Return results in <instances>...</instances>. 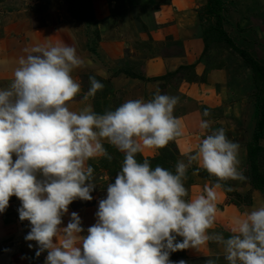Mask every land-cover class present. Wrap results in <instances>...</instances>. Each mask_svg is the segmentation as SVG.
I'll return each mask as SVG.
<instances>
[{"label": "clouds", "instance_id": "1", "mask_svg": "<svg viewBox=\"0 0 264 264\" xmlns=\"http://www.w3.org/2000/svg\"><path fill=\"white\" fill-rule=\"evenodd\" d=\"M25 51L10 86L0 89V213L12 196L20 200L19 219L30 222L25 240L36 242L37 257L46 251L45 264H186L171 261L170 253L213 241L223 246L227 264H264V205L234 218L227 238L208 232L216 220L221 182L246 180L240 145L223 127L207 132L187 162H177L175 173L152 168L147 159L138 162L136 154L163 148L182 134L173 115L179 97L157 92L148 101L128 100L103 114L91 106L77 113L68 107L81 91L71 75L84 65L75 47ZM89 83L85 100L104 87L95 77ZM209 115L205 109L203 116ZM199 127L209 130L210 121L202 119ZM105 140L124 153V160L107 185L106 198L99 200L96 223L81 235L77 212L66 227L62 218L74 200L93 199L94 169L86 162L112 159ZM193 163L216 183L189 200L184 181Z\"/></svg>", "mask_w": 264, "mask_h": 264}, {"label": "rangeland", "instance_id": "2", "mask_svg": "<svg viewBox=\"0 0 264 264\" xmlns=\"http://www.w3.org/2000/svg\"><path fill=\"white\" fill-rule=\"evenodd\" d=\"M4 1L10 2L9 9L7 11L9 13H15L16 18H13L11 23H14L16 19L18 20L21 18L22 12L27 13L29 10L34 11L33 13L35 15L38 14L39 16H44L43 14H45V11L42 12L38 9L37 6L39 1L37 0H23V2H20L21 0ZM48 1L51 2V0ZM54 1L55 0H52V2ZM109 1V6H111V8L108 12L111 16H116L120 20L127 21V11L130 8L131 10L128 11L129 15L137 19L132 24L128 23L127 25L120 26L122 29L119 31L122 33L120 38H100L98 27L89 23H85V25L80 24L79 22L75 23L76 29L78 31L77 36L81 37L76 38V52L87 64H90V60L84 58L83 53H89L93 66L92 68L106 67L109 72H111V68L118 64L120 67L127 69L133 68L136 70V72L143 71L148 59L158 53L157 51H160V54L163 55L164 52L161 51V47H163L166 40L173 38L171 33L166 35V33L160 27H167L170 25L177 29L178 27L186 24L188 28H191L192 24H196L200 26L202 30L205 29L204 31L208 33H210V26L216 30H219L218 34L215 33V37H213V34H210L211 37L206 35L207 43L204 54L207 57L206 62L208 69H224V71H226V73L229 75V81L231 83L236 82L238 85H240L242 89L241 95L244 94L247 97V101L245 103L246 110L247 107L250 108V115L247 119L248 121L238 122L239 126L236 127L234 133L231 129L228 131L229 134L233 133L232 140L238 142L240 148H246V146L251 143L252 133L256 122L255 101H257V97L264 95V89H260L259 85L255 86L253 74L247 61V58L251 56L252 59H255L260 66L264 67V44H261L257 41L253 32V28L249 25V23H247V20H249L250 16L252 15H258L259 12L260 14H264V0H221L223 2V9L220 11L219 20L215 18V14L212 16L209 14L207 15V0ZM89 2L92 8V0H89ZM22 4H24L23 7ZM53 5H56L57 7L56 12H68L69 5L64 0L54 2ZM53 5L51 6L53 7ZM74 5L75 9H79L76 11L78 14L82 6L86 7L89 4H83L82 0H76ZM47 9L48 11L46 12H48V14H50L49 12H54L50 10L51 8L49 7H47ZM94 14L95 11H93V16ZM69 18L71 17L68 16L66 21H63L65 25H68ZM29 20L30 17L28 18V21ZM163 20L164 24L160 25V22ZM43 21L46 23L47 17H44ZM32 26L34 27L35 25L32 24ZM48 29H50V32L56 31L55 26H49ZM221 31L226 33L228 39L238 50H242L248 53L250 56L244 59L235 54L233 52V48L227 46L225 42L226 38L222 37L220 34ZM85 35L87 38H85ZM20 39L17 38L16 42L13 43L18 45L17 42L19 43ZM45 39L48 40V38H43V41L45 42ZM30 42H34V40L31 38ZM24 45L25 43H21V47ZM46 45L53 44L48 43ZM113 53H117L119 55L120 59L118 60L117 64L114 58H109ZM100 56H103L104 58L101 59ZM153 58L155 59L157 57ZM77 69L79 68H76V71ZM121 72L123 71L119 70L118 73ZM185 73L188 75L191 72L186 71ZM71 75L73 79L81 85L80 93L77 94V96L74 97L72 101L68 102V107L71 111L79 113L85 107L92 105L91 108H93V111L95 110L96 113L103 114L105 113V110H115L121 104L126 102V100L123 101L122 98L124 95L119 93L117 94L119 97L118 105L116 103L117 100L110 97V102L112 104L114 103V105H111L109 102L111 107H107V103H104L102 110H100L102 101H105L106 97L103 96V90L107 89V86H104L102 90H98L96 92L95 96L88 97V99H86V102L88 103L84 104L82 103L81 99L87 93L90 87L89 77L96 78L97 76L77 75L74 74V71H72ZM189 75L192 77V73ZM258 83H261L260 79L257 80V84ZM232 125L233 124L225 123L223 126L219 125V128L221 126L225 130H228V127H231ZM229 138L231 137L229 136ZM259 144L260 146H264V140L260 141ZM104 145H107L111 149L110 152H108V154L112 157L111 160L107 159L106 157H97L90 158L86 162V164H90L89 166L94 169L92 182L96 185V187L91 193L93 199L91 201H82L79 199L74 200L69 205L73 211L69 208L68 213L62 218L63 223H68L72 212L75 211L79 213L81 221L84 223L82 225L84 232L81 233V235H87L88 227L96 223L95 214L98 211L99 200L106 198L107 185L114 182L116 175L121 171L124 160V153L117 150L116 147L108 143L106 140L103 141V146ZM111 146H113L114 149H112ZM184 156H186L184 162H187L188 155ZM13 158L15 159V157ZM136 159L141 163L147 159L150 162L152 168L161 166L165 169H168L167 165L170 164L169 170L173 173H175L176 162H179V160L183 161L180 159V157H178L175 151H171L166 147L161 148L158 153L151 155V157H146L142 153L140 154L138 152L136 154ZM193 164L195 165V163ZM194 165H192L187 170V186L193 187L196 186L197 183L200 184L202 188H204V184L206 183L208 187L214 185L205 179L204 174L208 173L203 169H200L197 172L196 169L198 167H194ZM246 165L247 159L244 160L242 164L240 163V168L243 172L246 168ZM212 178L216 181V177L212 176ZM221 183L224 184V187L217 190H219V194H222L223 202L216 203V208L225 209V207L227 208L235 206L234 208L237 209V211L233 210L229 216L233 217V219L242 216V214L245 213L244 210L252 206L251 195L257 190L250 186L248 178H246L244 181L228 180ZM229 187L231 188L230 191L228 190ZM246 193L247 195L242 196ZM259 194L261 193L259 192ZM13 202H9V206L6 211L4 213H0V264H45L47 252L45 251L41 253L39 257L35 255L37 245L34 241L25 240V236L27 235L24 228L25 221H21L19 219V213L17 210L20 202H17L16 200ZM217 217L218 216L216 215L215 223L210 229L211 234L217 232L224 234L225 230H229L233 226V222L231 221L230 217H220L218 219ZM22 231H24V233L21 234ZM181 238L182 237H177V240L182 241ZM29 244H32L33 247L29 248ZM197 249L198 252L196 255H192L187 249H184L170 253L169 258L173 262L184 260L186 264H205L206 260L208 259H215L216 264H227V261L224 259L222 245H219L213 241H209L207 244L202 245Z\"/></svg>", "mask_w": 264, "mask_h": 264}, {"label": "crops", "instance_id": "3", "mask_svg": "<svg viewBox=\"0 0 264 264\" xmlns=\"http://www.w3.org/2000/svg\"><path fill=\"white\" fill-rule=\"evenodd\" d=\"M37 1H39L37 6L38 9L42 12L45 11V14H43L44 16L35 15L33 13L34 11L29 10L27 13L22 12V17L18 20L16 19L14 23H11L13 18L15 19L16 17L15 13H9L7 11L10 2L0 0V89H6L10 86V83L14 79V71L18 66L19 58L28 54L25 51L26 49L30 51L33 47L44 46L48 43L53 45L62 43L71 45L75 47V49L77 48V44L75 43L76 38H81L77 36L78 31L75 23L78 21L69 18L68 25H65L63 21H66V18H68V12H56L57 7L53 5L54 2L62 0H55L54 2L51 0L52 3L48 0ZM20 2H23V0ZM109 4V0H92V9L95 11L94 17L97 24L96 26L98 27L100 38H120L122 35V33L119 32L122 30L120 26L127 25L128 23L132 24L137 18L129 15L128 11L131 10L130 8L127 11V21L120 20L116 16H111L108 12L111 8ZM51 5H53V7ZM23 6L24 4H22V7ZM47 7L51 8L50 10L54 12H49L50 14H48V12H46L48 11ZM29 17L30 20L28 21ZM44 17H47L46 23L43 21ZM79 23L85 25L84 22ZM247 23L252 26L257 41L264 44V14H260L259 12L258 15L250 16ZM32 24L35 26L33 27ZM162 24H164V20L160 22V25ZM49 26H55L56 31L50 32V29H48ZM160 28L166 35L171 33L173 36L170 35L173 38L166 40L163 47H161V51L164 52V54L161 55L160 51H157L158 53L153 56L157 58L154 59L151 57L148 59L146 62L147 66L145 65L144 70L141 72H136L133 68L127 69L120 67V65L117 64L120 59L117 53H113L109 57L112 59L114 58L117 64V67L111 68V72H109L106 67L92 68L93 66L89 53H83V57L89 59L90 64L84 62L82 67L77 69V71L76 69L73 71L74 74L77 75L97 76L96 79L104 83V86H107V89L103 90L104 94L108 92L104 95L106 96L105 101H102L100 110H102L104 103H107V107L110 106V104L114 105V103L112 104L110 102L111 98L117 100L116 103L118 105L119 97L117 94L119 93L124 95V97H122L123 101L136 99L148 101L152 99L157 92L179 97V103L175 106L173 115L178 118L181 123L182 134L173 141H170L165 147L171 151H175L178 157L185 161L186 156L184 155L194 153L200 140L205 137L207 132L218 129L219 125L223 126L225 123L234 125L228 127V130H225L228 138L230 136L231 138L229 139L232 140L233 133L236 127L239 126L238 122L248 121L250 108L247 107L246 110L245 103L247 97L244 94L241 95V86L236 82L231 83L228 79L229 75L224 69H208L206 62L207 57L204 54L203 30L200 26L192 24V27L188 28L186 24H184L177 29L170 25ZM17 38H21L19 43L17 42L18 45L13 43L16 42ZM31 38L34 42H30ZM43 38H48V40L45 39V42ZM85 38H87L86 35ZM21 43H25V45L21 47ZM100 58L102 59L104 57L100 56ZM119 70L123 72L118 73ZM185 70L191 72L192 77L189 75L191 73L187 75ZM81 100L84 104L88 103L84 99V96ZM205 109L210 113L208 117L203 116ZM202 119L210 121L211 127L209 130L200 129L199 125ZM230 129L233 131L232 134L228 132ZM159 150H161V148H143L139 153H142L146 157H151V155L158 153ZM239 158L241 164L247 159L246 148H240ZM89 165L90 164H86V166ZM194 167H199V165L195 163ZM184 185L188 190L186 199L190 200L201 194H205L204 189L207 183L204 184V188L198 183L196 186L188 187V181L185 180ZM216 192L217 197L215 204L222 203V194H219V190H216ZM247 193L242 196L247 195ZM16 201L20 202L18 198ZM251 202L252 206L245 209L244 212H250L254 208L264 205V195L254 191L251 195ZM20 206L21 202L18 208ZM234 207L217 209V219L220 217L229 218V214L232 213L233 210L237 211ZM230 219L233 222V217H230ZM25 222L24 228L25 232L28 234L30 231V222L27 220H25ZM83 224L84 223H82V225ZM66 226V222L61 225V227ZM208 232L211 234V230ZM22 233H24V231H22L21 234ZM223 235L227 238L231 233L229 230H225ZM187 250L192 255H196L198 252L197 248H188Z\"/></svg>", "mask_w": 264, "mask_h": 264}, {"label": "trees", "instance_id": "4", "mask_svg": "<svg viewBox=\"0 0 264 264\" xmlns=\"http://www.w3.org/2000/svg\"><path fill=\"white\" fill-rule=\"evenodd\" d=\"M68 3V14L69 16L78 22L89 23L91 25L96 26V20L93 16V10L91 8L89 0H82L83 4L86 3L88 6L80 8L78 14L76 13L77 10L75 9V2L76 0H64ZM223 2L221 0H207L206 4V11L207 15L209 14L212 16L215 14V18L217 20L220 19V11L223 9ZM97 27V26H96ZM205 30V29H204ZM203 30V43L206 50V35L211 37L210 34H213V37L216 36L215 33H219V30L214 29L210 26L209 31L210 33ZM223 38H226L225 42L227 46L233 48V52L239 55L241 58H246L250 56L248 53L238 50L233 43L228 39L225 32H220ZM251 57V56H250ZM247 58V61L250 66V70L253 74V80L255 86L259 85L260 89H264V67L260 66L255 59L252 57ZM260 79L261 83L257 84V80ZM99 81V80H98ZM108 92V91H107ZM105 92V94L107 93ZM103 94V96L105 95ZM255 127L252 133L251 143L246 146V157H247V165L244 170V175L248 178V182L251 187L255 190L259 191L261 194H264V147L260 146V141L264 140V95L261 97H257V101H255ZM107 152H110V148L107 145H104ZM114 149L113 146H111ZM114 151V150H113ZM168 170L170 168V164L167 165ZM203 173V171H202ZM205 179L210 181L211 183L215 184L216 181L212 178L209 174H204ZM9 201L10 203L17 199V197L12 196Z\"/></svg>", "mask_w": 264, "mask_h": 264}]
</instances>
